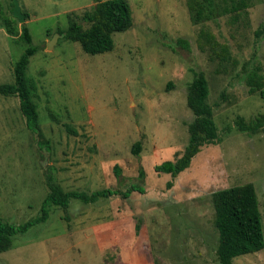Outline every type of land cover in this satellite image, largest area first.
Returning a JSON list of instances; mask_svg holds the SVG:
<instances>
[{"label": "rangeland", "instance_id": "rangeland-1", "mask_svg": "<svg viewBox=\"0 0 264 264\" xmlns=\"http://www.w3.org/2000/svg\"><path fill=\"white\" fill-rule=\"evenodd\" d=\"M127 1L130 28L113 34L112 50L90 54L62 35L46 46L94 0H18L27 14L22 23L13 15L18 31L25 23L38 48L26 75L39 131L27 127L18 96L0 94V219L20 224L38 216L48 175L64 191L124 190L139 182L142 166L144 191L50 205L45 221L0 252V264H220L213 194L246 183L255 188L264 234V32L257 35L264 0H246L239 12L231 0H198L204 9L197 21L187 0ZM12 9L11 0H0V84L14 81L26 47L5 29ZM252 70L263 94L247 91ZM196 72L208 81L220 140L201 146L173 178L154 165L175 159L188 142L194 114L186 99ZM241 118H261V130H239ZM233 264H264V248Z\"/></svg>", "mask_w": 264, "mask_h": 264}, {"label": "trees", "instance_id": "trees-1", "mask_svg": "<svg viewBox=\"0 0 264 264\" xmlns=\"http://www.w3.org/2000/svg\"><path fill=\"white\" fill-rule=\"evenodd\" d=\"M12 1V0H11ZM210 1V0H209ZM230 10L239 12L247 6L246 0H231ZM188 7L192 12L193 20L200 19L203 5L198 0H187ZM13 5V2H12ZM25 19L27 14L23 13ZM19 21V19H18ZM3 23L8 34L16 36L26 43V47L13 66L14 81L0 84V94L4 96L16 95L19 98L20 111L25 118L27 127L32 132L39 131V114L36 103L32 98V87L26 75V68L30 57L38 50L32 44L31 33L25 23L20 26V33L13 16H3ZM82 23H87L84 27ZM132 25V11L127 0H94L89 10H85L78 19H70L65 29L58 32L63 38L78 41L82 50L86 53L96 54L113 49L115 32H122ZM264 32V28L258 30ZM177 43L187 46V41L178 39ZM248 93L259 91L263 94V82L257 71L252 70L246 76ZM209 94L208 81L202 72H196L189 84L187 105L192 110L194 117L189 123V138L183 152L175 159H166L154 165L158 173L170 174L173 178L187 169L192 158L200 151L204 144H215L220 138L217 127L213 120V108L207 102ZM263 120L256 118L246 123L241 118L237 123L239 130L249 133H257L261 130ZM141 142L137 140L132 145V152L139 154ZM114 175L122 178L121 168L118 164L113 166ZM145 171L143 167L138 168V181H130L124 190L119 188H104L86 192L83 190L64 191L53 179L52 175L47 177L48 193L45 195L40 214L35 218L23 223L15 224L0 219V252L8 249L12 244L13 237L18 233H24L30 226L48 217L49 206L54 205L66 208L73 199L83 203H93L100 198L114 195H122L128 198L133 191L143 192L144 188L140 182L144 180ZM171 181L167 185H171ZM213 206L215 221L218 231V245L216 254L220 264H233V259L248 253H254L264 248V234L260 212L258 209L255 188L251 183L231 186L215 191L213 194ZM138 219V218H137ZM141 224L139 218L135 224L138 230Z\"/></svg>", "mask_w": 264, "mask_h": 264}, {"label": "water", "instance_id": "water-1", "mask_svg": "<svg viewBox=\"0 0 264 264\" xmlns=\"http://www.w3.org/2000/svg\"><path fill=\"white\" fill-rule=\"evenodd\" d=\"M12 2H13L12 14L19 19L20 23H22L23 21H25V17L23 13L21 12L19 2L18 0H12ZM60 36H61L60 33H54L52 38L48 41L46 48L52 47L54 42H56L57 38Z\"/></svg>", "mask_w": 264, "mask_h": 264}]
</instances>
